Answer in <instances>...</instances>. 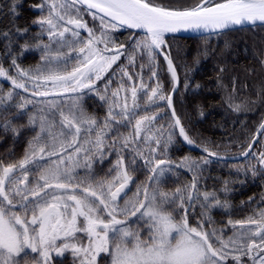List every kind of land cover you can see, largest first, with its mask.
<instances>
[{
  "label": "snow or ice",
  "instance_id": "6c2138e0",
  "mask_svg": "<svg viewBox=\"0 0 264 264\" xmlns=\"http://www.w3.org/2000/svg\"><path fill=\"white\" fill-rule=\"evenodd\" d=\"M18 3L12 0L10 5L13 19L19 14ZM33 7L48 10L32 21L40 29L33 37L35 44L26 42L17 56L10 33H0L9 41L4 56L11 57L7 69L0 63V78L11 86L0 95V131L11 133L14 141L26 130L35 133L19 159L0 158V264H54L53 253L63 256L68 251L79 264H98L101 254L110 257V264H264V209L244 219L229 218L220 228L209 227L215 223L213 209L232 214V205L216 190L200 188L204 166L224 157L205 146L206 155L200 159L167 158L178 139L188 145L195 142L174 108L180 77L170 53L164 51L166 33L183 29L219 35L233 26L264 25V0H198L183 8L153 0H41ZM85 15L99 20V35ZM120 28L134 31L125 43H116L110 35ZM135 30L142 33L139 39ZM16 31L23 35L28 28ZM127 43H132L131 54L127 64H120L128 54ZM30 47L42 55L36 67L24 68L17 60ZM138 54L141 60L147 56L139 72ZM159 56L171 77L168 93L158 78ZM194 63L199 65V59ZM146 68L151 70L148 83L143 78ZM192 71L185 69L186 75ZM184 86L190 87L187 80ZM16 90L25 95L20 102L6 104L19 95ZM91 97L106 105L102 119L86 111L85 101ZM13 107L16 110L9 111ZM230 107L240 110L239 105ZM151 108L158 111L149 115ZM168 110L167 127H154ZM24 117L26 123H14ZM119 128L129 131L124 134ZM257 131L264 132V121ZM257 141L253 136L240 156L253 155ZM253 158L256 163L248 166L252 176L264 175V150ZM109 162L105 178L97 179L95 166ZM181 169L192 173L191 181L162 191L160 185L169 176L178 179ZM138 172L147 176L133 192ZM228 183L225 180L219 190L225 196L231 191ZM229 228L231 234L225 236ZM79 234L86 242L77 240Z\"/></svg>",
  "mask_w": 264,
  "mask_h": 264
},
{
  "label": "trees",
  "instance_id": "16d2710c",
  "mask_svg": "<svg viewBox=\"0 0 264 264\" xmlns=\"http://www.w3.org/2000/svg\"><path fill=\"white\" fill-rule=\"evenodd\" d=\"M40 1L19 0L17 6L19 14L13 19V14L9 10L12 0H0V33L5 31L10 33L14 55L19 56L22 51L20 45H24L27 40L28 43H31L29 37L37 30V26H34L32 21L39 15L33 6L39 4ZM197 2L198 0H153V3L169 8L189 7ZM88 20L89 26L93 25L92 21ZM17 28H28V32L20 35L16 31ZM123 31L119 34L121 36L122 34L126 35L123 39L125 42L128 38L127 35L131 32ZM141 35L138 34L137 36L140 37ZM165 41L166 52L170 53L180 77L178 90L173 97V105L195 145L202 148L206 146L211 151L224 155L239 154L244 151L264 113V64L261 63L264 61V26L203 37L170 36L165 38ZM8 42L6 38L0 37V63L6 69L11 60L10 56L6 58L4 56ZM126 47L128 54L122 58L120 64L128 63L132 43H128ZM205 50L208 52L207 57L204 55ZM196 59H199V65L194 63ZM17 61L21 65L32 66L39 61V57L24 53ZM146 63L147 60H141L137 56L136 71L139 72V65ZM156 63L158 64L159 81L164 85L165 93H168L172 87L170 74L160 56L157 57ZM189 68L193 71L186 75L185 69ZM221 68L223 72L220 71ZM150 74L151 70L146 68L143 73L145 83H148ZM116 79L119 78L116 77ZM186 80L190 85L187 89L184 86ZM156 82V79H153L151 84L154 86ZM196 84H200L201 87L195 89ZM1 85L0 89L11 90L7 85L3 83ZM112 87L115 88L117 85L114 83ZM0 95H3V92H0ZM19 95L22 96L23 94L19 93ZM141 97L143 100H140V103L145 104L147 101L146 94ZM7 102L10 103V101ZM233 103L240 106L239 111H234L233 107H230V104L235 105ZM85 107L89 113L101 119L105 115L106 105L100 102L98 97L87 99ZM163 108L164 105L161 104V109ZM15 110L13 107L9 111L14 112ZM155 111L158 109L151 108L147 114L150 115ZM144 114L143 111L140 112V115ZM7 115L8 113L3 114L5 117ZM170 120L171 117L168 112L167 116H161L155 122L154 127L164 125L166 128ZM26 121L27 117H24L14 121V123L22 124ZM118 131L127 134L129 130L119 128ZM34 134L26 130L18 141H14L11 133L4 135L0 131V135H4L3 142H0V158L8 162L19 159L23 155L27 139ZM260 146L261 143L258 140L251 151L253 155H250L248 159L234 162L212 159L208 165L204 166L200 179L201 190H216L222 200L227 199L232 205L231 217L223 209H213L211 215L215 223L209 227H223L229 218L233 220L244 219L254 211L264 209V175L253 177L248 167L250 164H254L251 160L252 156L264 150V146ZM9 149L13 151L12 156L7 155ZM185 155L199 158L204 156L188 149L178 139L170 146L167 158L174 160L183 158ZM115 158L113 156L111 162H114ZM111 162L103 164L102 167L99 164L95 166L97 179L105 178V173ZM238 168L241 170L238 171ZM81 174H83L82 171ZM134 175H136V183L131 186L133 192L137 184L146 180L147 173L138 172ZM191 176L192 173L180 170L178 179L176 176H169L167 181L160 185V188L162 191H172L178 185L189 183ZM107 178L110 179V177ZM225 180L229 181L227 186L231 189L227 196L219 191L225 186ZM249 197L253 198L252 202L242 205L241 202L248 201ZM200 211L197 207L196 212L199 213ZM230 232L228 230L226 233ZM63 260L56 258L55 262L57 264L66 261Z\"/></svg>",
  "mask_w": 264,
  "mask_h": 264
},
{
  "label": "rangeland",
  "instance_id": "374dc122",
  "mask_svg": "<svg viewBox=\"0 0 264 264\" xmlns=\"http://www.w3.org/2000/svg\"><path fill=\"white\" fill-rule=\"evenodd\" d=\"M40 3H41V1H40ZM33 9L39 14L37 17H39V16H41V15H47V13H48V10H47V8H45L44 9V11L43 12H41V11H39V10H37V9H35L34 7H33ZM36 17V18H37ZM84 19L89 23V20L88 19H90L91 21H92V24L93 25H91L90 27H95L96 29H97V35H99V24H100V22H99V20H96V21H93L92 20V18H91V16H89V15H85V17H84ZM34 25V24H33ZM34 26H37V25H34ZM39 27L37 26V30L35 31V33H32L31 34V36L29 37V40L31 41V43H29V44H35L36 43V41H35V39H33V37L35 36V34L36 33H38L39 32ZM123 29L122 28H120V29H118V30H116L115 32H111L110 33V35L112 36V37H114V39H115V41H116V43H120V42H118V36H119V33H120V31H122ZM134 33H132L130 36H132ZM84 35H86V33L84 34ZM129 36V37H130ZM140 37L139 36H137V39H139ZM165 38H167V37H165ZM128 39V38H127ZM127 41V40H126ZM125 41V42H126ZM26 42H29L28 40L26 41ZM44 42H47V36L45 35V37H44ZM124 41H123V43H125ZM128 44V43H127ZM126 44V45H127ZM21 46L22 45H20V48H21ZM22 50V49H21ZM64 51L66 52L67 51V49H64ZM164 51L166 52L167 50H166V48L164 49ZM24 53H27V54H31V55H37L38 57H39V61L36 63V64H34V65H32V66H24V65H21L22 67H24V68H28V67H36L38 64H39V62H40V57H41V55H42V53H41V51H39V50H36V49H34V48H29V49H27L26 51H24ZM138 57H139V54L137 55ZM162 58V57H161ZM143 59H145V60H147V56L145 55L144 56V58ZM162 60H163V58H162ZM164 61V60H163ZM165 62V61H164ZM10 63H11V60H10ZM17 63H18V61H17ZM166 64V63H165ZM166 67H167V65H166ZM168 71V70H167ZM10 74H12V75H14L15 74V69H13L12 70V72L10 73ZM2 83V82H1ZM1 83H0V88L2 87V85H1ZM10 89H6V90H2V92H3V95L4 94H6L8 91H9ZM22 96H24V95H22ZM20 99H21V96L20 95H16V96H14V99L12 100V101H10V103H12V104H15V103H17V102H20ZM140 100H143V97H141V99ZM6 103H8L7 101H6ZM233 104H235V105H237V103H233ZM141 105H142V107L145 105V104H142L141 103ZM86 108V107H85ZM31 111H33L31 108L29 109V112L31 113ZM86 111H87V109H86ZM88 112V111H87ZM89 113V112H88ZM264 114V113H263ZM89 115H93L92 113H89ZM263 117V116H262ZM51 119V118H50ZM57 120H58V117H57ZM262 120V119H261ZM260 123H261V121H260ZM259 123V124H260ZM259 126V125H258ZM258 128V127H257ZM37 131H39V128H37ZM56 131H59V127L57 126V128H56ZM256 131V130H255ZM84 138H86V136L84 137ZM258 140H260V143H261V146L260 147H263L264 146V132H262V134L260 135V137H259V139ZM250 142V141H249ZM257 143V142H256ZM185 156H190V157H192V158H194V159H200L199 157H195V156H192V155H185ZM184 156V157H185ZM181 160V158L180 159H174L173 161H175V162H179ZM251 160L254 162V164L256 163V160L253 158V156H252V158H251ZM182 170V169H181ZM185 171V170H184ZM129 196H131L132 195V193H129L128 194ZM121 203H123V201H121ZM249 215H251V214H249ZM247 217V216H246ZM245 217V218H246ZM133 225H135V224H133ZM132 225V226H133ZM133 227H135V226H133ZM216 228H220V227H216ZM229 231H231L230 230V228H229ZM231 234V232L230 233H225V236H227V235H230ZM80 239H84V242H86V237H84L83 236V234H79L78 236H77V240H80ZM30 252V251H29ZM34 255H36V254H34ZM56 258H61V259H64L63 261H65V262H67L66 264H79V261L78 260H76V261H74V258H73V256H72V254H71V252L70 251H68V252H65L64 254H63V256H56L54 253H53V261H54V264H56V262H55V259ZM65 262H61V263H57V264H65ZM98 264H110V257H108L107 256V254H101V257H99L98 258Z\"/></svg>",
  "mask_w": 264,
  "mask_h": 264
},
{
  "label": "water",
  "instance_id": "95a60500",
  "mask_svg": "<svg viewBox=\"0 0 264 264\" xmlns=\"http://www.w3.org/2000/svg\"><path fill=\"white\" fill-rule=\"evenodd\" d=\"M259 26H264V25H261L259 22L256 24V25H254V26H251V25H244V26H233L232 28H230L229 30H225V31H223L222 33H225V32H233V31H239V30H247V29H252V28H256V27H259ZM123 29H125V30H127L126 28H123ZM129 31H131V32H133L134 33V31L133 30H129ZM136 32H138L139 33V30H135ZM140 34H142V33H140ZM215 33H213V32H205L204 30H179L178 32H176V33H166L165 34V37H170V36H176V37H203V36H209V35H214ZM160 57H162L163 58V56H160ZM165 63H166V61H165ZM166 65H167V63H166ZM0 81L2 82V83H4L5 85H7V86H9L10 88H11V86H10V82H5V80L3 79V78H0ZM16 91H18L19 93H22V94H24L23 93V90H16ZM172 91V87H171V89H170V92ZM176 93V92H175ZM174 93V94H175ZM25 95V94H24ZM174 97V96H173ZM168 112H169V114H170V117H171V110H168ZM261 121H264V114H263V117H262V120ZM260 125V124H259ZM259 127V126H258ZM258 128L256 129V131L254 132V135L253 136H258V139H259V137H260V135L262 134V133H259L258 134ZM181 142H182V144L183 145H185L188 149H190V150H192V151H195V152H198V153H200V154H202V155H206V153H204L203 151H202V147H199V146H197V145H188L186 142H184L183 140H182V138L181 139H179ZM249 143H252V138H251V140H250V142ZM248 143V144H249ZM256 144V143H255ZM247 148V147H246ZM245 148V149H246ZM252 151V150H251ZM221 157H224V159H217V158H212V159H214V160H218V161H226V162H234V161H240V160H242V159H244L243 157H241L240 156V153L239 154H233V155H224V154H219Z\"/></svg>",
  "mask_w": 264,
  "mask_h": 264
},
{
  "label": "flooded vegetation",
  "instance_id": "af4514ba",
  "mask_svg": "<svg viewBox=\"0 0 264 264\" xmlns=\"http://www.w3.org/2000/svg\"><path fill=\"white\" fill-rule=\"evenodd\" d=\"M124 30V29H123ZM120 31V33H123L124 31ZM128 31V30H127ZM132 34V32L131 33H129L127 36L129 37L130 35ZM123 36V37H122ZM122 36L119 34V36H118V42H120V43H123V39H124V37L126 36L125 34H122ZM121 37V38H120Z\"/></svg>",
  "mask_w": 264,
  "mask_h": 264
}]
</instances>
